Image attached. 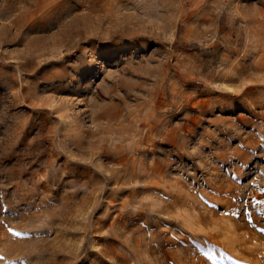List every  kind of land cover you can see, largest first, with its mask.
Here are the masks:
<instances>
[{"label": "rangeland", "instance_id": "1", "mask_svg": "<svg viewBox=\"0 0 264 264\" xmlns=\"http://www.w3.org/2000/svg\"><path fill=\"white\" fill-rule=\"evenodd\" d=\"M0 264H264V0H0Z\"/></svg>", "mask_w": 264, "mask_h": 264}]
</instances>
